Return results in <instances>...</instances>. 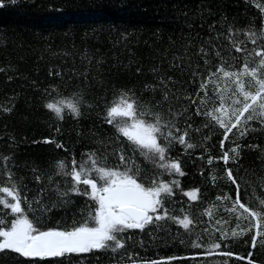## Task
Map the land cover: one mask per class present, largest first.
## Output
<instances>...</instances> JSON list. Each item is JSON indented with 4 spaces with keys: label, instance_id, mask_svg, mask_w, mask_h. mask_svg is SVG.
<instances>
[{
    "label": "trees",
    "instance_id": "16d2710c",
    "mask_svg": "<svg viewBox=\"0 0 264 264\" xmlns=\"http://www.w3.org/2000/svg\"><path fill=\"white\" fill-rule=\"evenodd\" d=\"M3 5L0 186L6 183L10 170L22 196L42 201L33 203L32 211L27 212L41 230H71L87 219L90 206H96L88 196L70 191V176L57 175L61 160L70 171L74 157L86 161L87 154L95 152L107 157L101 160L107 167H123L119 154L125 151L148 170L146 184L162 172L153 170L105 122L109 103L119 102L121 94L159 112L165 121L175 119L181 132H190L189 142L197 147L185 151L174 144L170 156L181 162L185 175L160 176L180 181L166 207L173 216L189 215L194 220L190 232L172 220H162L144 231L123 233L125 248L116 252L108 249L40 259L4 250L0 264H247L250 253L254 264H264V244L252 246L254 227L247 234L231 235L233 230L247 229L250 222L236 218L242 209L228 211L236 198V185L226 175L231 168L240 184L242 203L252 209L260 207L264 198V127L251 122L249 127L255 130L244 137L233 130L224 141L223 129L196 114L202 79L209 75V68L214 71L222 63L216 52L225 57L226 67L236 70L238 64L232 57L242 58L243 54L235 52L231 41H245L248 52L257 47L244 33L264 29V0H3ZM230 28L236 35L229 36ZM258 43L264 44V40ZM193 72L198 75L194 77ZM212 88L210 85L208 93L212 99L201 111L216 103ZM48 103L64 109L63 120L45 107ZM72 104L79 107V117L68 110ZM45 139L62 143L64 148L44 143ZM236 145L240 155L225 165L224 152L232 154ZM191 190H198L197 201L183 195ZM225 196L230 199H217ZM210 209L211 218L206 214ZM0 218L10 224L14 217L0 206ZM222 234H227V239H222ZM198 238L203 248L193 247ZM213 242L221 247L210 250ZM222 252L232 255L218 254Z\"/></svg>",
    "mask_w": 264,
    "mask_h": 264
},
{
    "label": "snow or ice",
    "instance_id": "6c2138e0",
    "mask_svg": "<svg viewBox=\"0 0 264 264\" xmlns=\"http://www.w3.org/2000/svg\"><path fill=\"white\" fill-rule=\"evenodd\" d=\"M12 3H17V0H12ZM2 6H4L3 0H0V7ZM244 34L247 36V41L257 47L248 52L245 41H231L235 52L243 54L242 58L232 57L238 64L236 70H230L231 65L226 67L227 60L220 51H217L216 56L222 63L214 71L209 68V75L202 79L197 93L199 105L196 114L210 118V122L223 129L224 141L229 139L233 130H236L240 137L255 130L249 127L251 122H259L264 127V44L258 43L264 40V29L259 33L247 31ZM234 35L236 32L230 28L229 36ZM200 52L207 55L203 48ZM204 63L210 65L211 62L205 59ZM196 75L198 74L193 72V76ZM161 82H163L162 77ZM210 85L213 86L212 93L216 103L212 108L201 111V106L206 108L212 99L208 94ZM200 92L204 93L202 97L199 95ZM188 98L191 99V97ZM165 99H167V93H165ZM192 103L195 104L196 101L192 100ZM45 107L53 111L58 119H64V109L61 107L52 103L46 104ZM67 108L75 117L81 115L77 105H68ZM184 111L187 112V109ZM149 116L151 119H146ZM105 122L112 125L117 133L132 146L131 150L139 152L146 163L152 165L153 170L161 169L162 172L146 184L148 170L137 164L134 158L128 157L125 151L119 154L123 167H107L101 162L107 157L102 158L95 152L87 154L86 161H77L74 157L70 171L67 170L66 161L61 160L58 162L60 171L57 175L70 176L72 181L70 191L77 195L88 196L96 206L94 209L90 206L87 219L71 230H41L29 218L27 212L32 211L33 203L42 204V201L38 198L29 201L27 197L22 196L13 179L14 174L9 170L6 183L0 186V206L10 210L14 218L10 224L0 218V252L10 250L23 257L40 259L108 249L116 252L125 248L123 233L132 229L144 231L147 226L162 220H172L185 231L192 230L194 220L189 215H184L182 218L173 216L166 207L168 199L176 194L175 189L180 188V181L178 179L166 181L160 178L163 174L179 177L185 175L181 162L172 158L170 152L174 144L181 145L185 151L196 148V144L189 142L190 132L187 129L181 132L175 119L165 121L159 112H152L150 108L139 104L127 93L121 94L119 102L109 103L105 112ZM208 126L205 125V127ZM188 128H191L190 124ZM224 141L221 142L222 148ZM44 143L64 148L62 143H57L53 139H45ZM239 147V145L233 147L232 154L228 151L224 152L222 159L225 165L230 161H236L240 155ZM4 159L8 160L10 157ZM130 159L131 165H129ZM212 162L213 158L210 157L208 163ZM226 175L228 180L236 185V198L228 211L236 213L238 209H242L236 218L250 222L247 229L233 230L231 235L237 237L247 234L254 227L256 232L252 237V246L255 249L257 243L264 244V239L258 240V238H264V198L260 199V207L257 209L242 203L240 184L231 168H227ZM36 179L40 180L41 177L38 176ZM212 179L215 181L216 178L213 176ZM81 185L86 187L82 188ZM60 195L65 196L67 193L60 192ZM183 195L190 201L198 200V190L185 191ZM217 199L230 198L225 196L217 197ZM22 205H27V209ZM8 214V212L4 213V215ZM206 214L211 218L212 210H208ZM253 220L254 224L251 223ZM217 223L219 224L220 221ZM237 228H240L239 224ZM222 239H227V234H222ZM193 247L203 248L204 245L198 238L193 242ZM220 247L219 242H213L210 250ZM218 254L232 255L228 252ZM252 255L253 253L249 254L247 264H254ZM133 264L136 262L133 261ZM151 264H158V262L153 261Z\"/></svg>",
    "mask_w": 264,
    "mask_h": 264
}]
</instances>
